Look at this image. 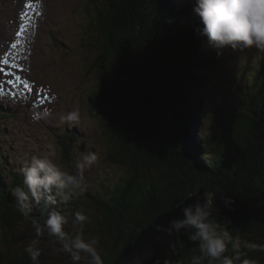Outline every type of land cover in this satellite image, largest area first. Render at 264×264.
I'll return each instance as SVG.
<instances>
[{
	"label": "trees",
	"instance_id": "obj_1",
	"mask_svg": "<svg viewBox=\"0 0 264 264\" xmlns=\"http://www.w3.org/2000/svg\"><path fill=\"white\" fill-rule=\"evenodd\" d=\"M90 3L96 9L93 23L100 40L96 65L103 68L97 74L103 88L96 100L103 106L100 120L108 138L104 155L124 172L109 188L92 195L86 190L57 210L73 218L85 210V197L97 214L93 227L103 262L113 264L159 214L172 211L205 186L215 197L216 219L227 222L242 240L264 244V64H258L250 91L236 94V105L224 98L221 131L202 135L211 100L208 84L229 55L220 54L201 34V19L193 11L196 0ZM137 68L146 72L155 95L156 125L151 130L143 128L135 114L140 90L132 74ZM74 141L70 134L59 136L66 165H71ZM8 146L0 143V264H32L25 250L22 257L10 250L12 242L3 232L29 220L42 223L46 216L37 210L24 216L18 210L12 189L23 185L20 169L28 160L11 167L4 154ZM223 196L232 199L229 205ZM191 235L184 230L169 250L150 256L147 264H192L200 253ZM242 251L256 264L264 262V251Z\"/></svg>",
	"mask_w": 264,
	"mask_h": 264
},
{
	"label": "rangeland",
	"instance_id": "obj_2",
	"mask_svg": "<svg viewBox=\"0 0 264 264\" xmlns=\"http://www.w3.org/2000/svg\"><path fill=\"white\" fill-rule=\"evenodd\" d=\"M95 15L96 9L90 0H0V46L8 50L15 33H22L23 39L13 42L15 47L11 46L13 53L20 55L17 57L19 66L10 64L7 58L2 60L0 50V143L9 144L4 154L11 167H19L21 161L46 153L47 145L52 144L56 161L66 165L62 160L59 136L70 134L75 145L71 165L67 166H72L82 153L92 151L98 155L97 162L84 174L86 190L91 195L104 186L109 188L124 172L104 155L108 150V138L100 120L103 106L96 100L103 88L97 74L103 68L96 65L99 55L96 43L100 40L93 23ZM218 52L229 57L218 76L208 84L211 100L203 125L201 123L202 135L210 133L213 136L221 131V104L227 99L228 103L236 105V94L250 91L251 78L258 64H264V51L254 46L237 49L225 46ZM230 88H235V93ZM76 106L80 108L79 123L60 124L59 116ZM44 109L51 110V118L33 119L34 114ZM82 201L83 213L88 217L84 224L85 238H96L95 208L85 197ZM37 224L43 226L44 222L29 220L12 230H4V236L12 242V252H21L16 255L24 256L26 245L37 238ZM78 229V225L71 224L66 228L70 232ZM38 239L41 264L72 262L61 243L46 230Z\"/></svg>",
	"mask_w": 264,
	"mask_h": 264
},
{
	"label": "clouds",
	"instance_id": "obj_3",
	"mask_svg": "<svg viewBox=\"0 0 264 264\" xmlns=\"http://www.w3.org/2000/svg\"><path fill=\"white\" fill-rule=\"evenodd\" d=\"M193 11L200 17L203 27L201 34L206 35L210 42L218 48L231 46L233 49L255 47L264 51V0H196ZM50 109L34 114L33 119H49ZM80 108L74 107L66 114L59 116L60 124L73 126L79 123ZM48 151L34 155L26 161L20 171L23 175V185L12 189V195L18 210L24 216L34 210L46 216L43 226L37 224L36 237L25 247L32 264H39L41 249L39 239L44 231L54 236L67 252L73 264H79L83 259L87 264H104L99 241L93 237L85 238L84 224L88 217L82 211H77L74 218L61 210L60 203L67 204L73 198L82 197L86 192L84 174L97 162L96 152L82 153L72 166L62 165L56 161V151L52 144L47 145ZM191 203L181 208L182 216L173 217L167 226L159 225L158 230L168 234L179 233L181 230L191 231V240L198 243L199 256L192 259V264H201L204 259L208 264H256L254 260L245 258L247 250H262L264 244H256L242 240L234 235L227 226L214 217L217 210L215 197L212 193L193 191ZM225 205L231 203L224 197ZM79 226L70 232L69 225ZM231 251V255H227ZM134 264H140L135 260Z\"/></svg>",
	"mask_w": 264,
	"mask_h": 264
},
{
	"label": "water",
	"instance_id": "obj_4",
	"mask_svg": "<svg viewBox=\"0 0 264 264\" xmlns=\"http://www.w3.org/2000/svg\"><path fill=\"white\" fill-rule=\"evenodd\" d=\"M132 79L140 90L135 114L142 127L146 130H151L156 125L155 95L152 93V84H150L146 72L141 68H137L134 71ZM196 192L201 194L205 192L210 193L205 187L200 188ZM192 194L193 192L175 209L159 214L152 223L143 228L135 240L122 249L113 264H134L135 260H139L140 264H147L150 256L160 251L169 250L173 242L181 238L184 230H181L179 233L173 232L172 234H168L166 231L158 230V226H167L170 219L182 216L181 208L185 204L192 202Z\"/></svg>",
	"mask_w": 264,
	"mask_h": 264
},
{
	"label": "bare ground",
	"instance_id": "obj_5",
	"mask_svg": "<svg viewBox=\"0 0 264 264\" xmlns=\"http://www.w3.org/2000/svg\"><path fill=\"white\" fill-rule=\"evenodd\" d=\"M15 26V25H14ZM27 27V26H26ZM15 29V27H13ZM18 28V27H17ZM39 30V29H38ZM38 32V31H37ZM29 33H31L29 31ZM11 34V33H10ZM35 34V33H34ZM33 34V35H34ZM32 35V34H31ZM13 37V40L9 43V49L8 50H3V47L0 46V50L2 51L1 55H2V60H3V57L4 58H7L9 61H10V64L12 65H16V66H19L20 65V62L18 60L19 56L20 55H17V53H13L12 49H11V46H12V43L13 42H22L23 39H22V33L18 35V33H15ZM11 37V38H12ZM33 38V37H32ZM27 40V39H24V41ZM18 57V58H17ZM14 68V67H13ZM22 69V68H20Z\"/></svg>",
	"mask_w": 264,
	"mask_h": 264
},
{
	"label": "snow or ice",
	"instance_id": "obj_6",
	"mask_svg": "<svg viewBox=\"0 0 264 264\" xmlns=\"http://www.w3.org/2000/svg\"><path fill=\"white\" fill-rule=\"evenodd\" d=\"M26 6H30V5H28V4H26ZM20 33H18V35H19ZM16 45H15V43L12 45V47H15Z\"/></svg>",
	"mask_w": 264,
	"mask_h": 264
}]
</instances>
